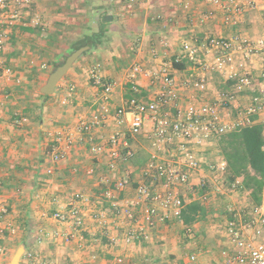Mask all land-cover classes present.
<instances>
[{"label":"crops","instance_id":"1","mask_svg":"<svg viewBox=\"0 0 264 264\" xmlns=\"http://www.w3.org/2000/svg\"><path fill=\"white\" fill-rule=\"evenodd\" d=\"M186 4L188 8H185ZM209 9L215 10V16L200 23V17ZM157 14H162L163 18L155 19ZM104 15L112 16V19L105 20L104 17L108 24L103 25L106 30L103 44L99 47L89 45L59 81L54 93L41 95L50 73L72 52V44L99 32ZM223 15L207 0H135L132 4L128 0H34L29 15L25 16L26 24L20 23L12 28L0 52V69H3L2 64L11 62L16 67L13 68L14 75L20 79L17 83L15 78L0 76V198L6 200L10 212L8 227L0 238L7 255L0 264H10L18 253V264H29L28 252L33 253V263L47 260L57 264H105L107 259L123 253L128 256L126 264H190L188 255L195 252L200 264H222V251H234L235 245L226 231V223L231 218L229 208L242 210L247 204L229 201L222 212L216 214L209 202L194 199L190 192L186 194L187 189L184 191L190 201L186 207L192 202H200L206 209L205 217L190 225L183 218L173 224H161L153 229L150 242L118 246L104 234L90 214L87 215L83 248L74 242L67 244L62 238L40 240L49 232L67 230L51 215L67 206L74 193L83 192L95 200L103 189L100 178L107 173V156L94 158L89 151L91 143L86 141L78 143L67 159L54 164V174H47V167L51 164L48 150L55 137L66 132L78 135L81 121L92 120L103 104L102 88L94 84L92 69H96L104 81L116 84L109 102L113 112L133 94L129 73L134 65L144 69L136 83L139 95L145 100L152 98L161 86L159 81L154 82L151 73L164 66L182 85L184 102L192 98L199 104L213 101L218 91H235L233 82L226 81L219 73H214L218 77L210 73L208 90L196 92L193 97L191 83L204 70L187 57L183 44H194L198 47V59L210 60L213 55L204 45L209 36L264 37V7L248 9L238 23L231 25L224 24ZM34 20L40 24H35ZM35 26L42 29V34L24 30ZM48 34L57 37V44L50 45ZM42 52L48 58L36 55ZM237 56L241 58L242 54ZM178 58L184 63L183 68L173 64ZM249 62L254 84L238 93L235 102L222 110L226 120L241 117V110L248 106L250 98L264 90V78L260 76L262 63L259 59ZM43 64L47 67L43 68ZM71 85L76 86L74 91H70ZM238 104L241 109L236 107ZM21 116H27L28 123L17 125ZM255 118L258 123H264V113ZM123 128L117 125L112 114L95 126L94 141H104ZM142 142H147L148 146ZM128 144L134 157L126 168L139 170L150 156L148 139L143 134L130 138ZM92 166L96 172L88 175L86 169ZM126 168L122 167L110 176L116 179L125 173ZM133 176L136 179L139 175ZM242 193L250 196L248 190ZM242 193L235 192L234 196ZM132 194L133 190L129 189L123 196ZM98 207L108 208L109 203L103 202ZM211 213L216 223L207 222ZM110 228L114 235L119 227L114 223Z\"/></svg>","mask_w":264,"mask_h":264},{"label":"built area","instance_id":"2","mask_svg":"<svg viewBox=\"0 0 264 264\" xmlns=\"http://www.w3.org/2000/svg\"><path fill=\"white\" fill-rule=\"evenodd\" d=\"M128 1L131 4L135 2ZM207 1L224 13L223 22L226 25L238 23L248 9L264 7V0ZM32 4L33 0H0V52L4 49L6 37L12 28L20 23L26 24L25 16L29 15ZM185 8H188L187 4ZM214 16L215 10L209 9L199 21L204 23ZM154 18L160 20L163 15L157 14ZM33 22L38 23L35 20ZM204 45L207 52L213 55L210 60L198 59V47L194 44H183V52L187 57L196 61L204 70L191 83L193 97L196 92L204 93L208 90L207 73L223 75L226 81L233 82L235 89L233 92L218 91L213 101L204 104L196 103L194 98L184 102L181 97L182 85L177 83L164 66L151 73L154 82L159 81L161 86L152 98L145 100L139 95L140 89L136 83L144 69L140 65H134L129 73L133 94L123 106L113 112L109 102L116 84L104 81L98 71L92 69L91 78L94 84L102 88L103 104L92 120L81 121L78 135L66 132L55 137L54 144L48 150L51 164L47 167V174H54V164L67 159L78 143L86 141L91 143L89 151L94 158L107 156V173L100 178L103 189L95 200L83 192L74 193L67 206L51 215L55 222L67 230L49 232L42 235L40 240L62 238L67 244L74 242L83 248L88 226L87 215L90 214L92 220L104 230V234L118 246L128 247L150 242L153 239V229L159 225L182 221L183 212L190 201L185 195V189L186 194L190 192L191 197L204 203L209 201L212 194L223 192L225 184L227 189L236 193L247 190L242 178L229 181L227 162L219 154L217 138L239 127L257 123L255 116L264 113V90L250 98L248 106L241 110L243 115L238 119L226 120L222 113L223 109L229 108L235 102L238 93L253 86L255 78L247 58L264 52V37L251 39L240 35L231 38L209 36ZM237 54H242V57L238 58ZM42 67H47V64ZM2 73L20 83L10 67L3 68ZM260 76L264 78V62ZM75 89L76 86L71 85L70 91ZM236 107L241 109L240 104ZM112 114L117 125L124 128L110 134L104 141L95 142V126ZM28 121L27 116H21L16 123L24 125ZM262 126L264 135V123ZM143 134L149 142L150 156L139 170L126 168L134 157L128 140ZM212 154L216 156L213 159L209 157ZM122 167L126 168L123 171L125 173L113 179L110 174ZM95 172L94 166L86 169L88 175ZM133 174L139 176L135 179ZM129 189L133 190V194L123 196ZM103 202H108L109 207H98ZM229 211L231 218L226 223V231L235 249L232 252L222 251V264H264V204L249 202L245 209L231 207ZM9 214L6 200L0 198V238L8 227ZM114 223L119 228L112 235L110 225ZM6 255L7 250L0 244V261ZM26 256L29 264H57L47 260L33 263L31 252ZM93 258L96 259L97 255L94 254ZM127 260L128 256L121 253L107 259L105 264H126ZM188 261L190 264H200L198 253H190Z\"/></svg>","mask_w":264,"mask_h":264},{"label":"trees","instance_id":"3","mask_svg":"<svg viewBox=\"0 0 264 264\" xmlns=\"http://www.w3.org/2000/svg\"><path fill=\"white\" fill-rule=\"evenodd\" d=\"M100 20L99 32L85 36L72 44L71 51H75L82 46L90 45L99 47L105 41L106 30L103 25L108 24ZM38 29V30H35ZM24 30L38 31L39 27L24 28ZM50 45L57 44V37L48 34ZM175 67L183 68V61L174 60ZM57 67V66H56ZM43 96H48L41 94ZM219 154L227 162L228 179L235 180L242 178L245 189L249 190L251 202L256 205L264 204V135L261 123L239 127L217 138ZM202 192V191H201ZM205 207L198 201L189 204L183 212V219L186 224L203 219L206 215Z\"/></svg>","mask_w":264,"mask_h":264},{"label":"rangeland","instance_id":"4","mask_svg":"<svg viewBox=\"0 0 264 264\" xmlns=\"http://www.w3.org/2000/svg\"><path fill=\"white\" fill-rule=\"evenodd\" d=\"M33 2H34V0H33ZM30 21V20H29ZM37 21V20H36ZM40 24V21H38V25ZM37 56H39V57H45V58H48L47 56H45L46 55V53L45 52H42V53H38V54H36ZM251 59H255V60H257V59H259V61H260V63H263L264 62V52H259V53H257V54H255V55H253V57L252 58H247V62L248 63H250L249 61L251 60ZM47 60V59H46ZM48 63V62H47ZM249 65V64H248ZM2 66V68H7V67H10L12 70H14L13 68H16L14 65H13V63H11V62H7V64H2L1 65ZM261 67H262V65H261ZM0 76H5V75H3V73H2V69H0ZM40 71H41V69H40ZM209 74L210 73H207V76L209 77ZM211 75H213V76H216V77H218V74L216 75V74H214V73H212ZM7 77V76H6ZM146 147L148 146L147 145V142H146V144H145V142H142ZM138 144V143H137ZM143 144H141V147H142V145ZM144 150H146V149H144ZM214 156H215V154H212V155H209V157L210 158H214ZM229 185L227 184V187H228ZM234 193L235 192H233V191H230L229 190V188L227 189L226 187H224L223 188V192H221V193H216V194H212L211 195V197H210V199H209V206L211 205V207H212V211L213 212H215L216 214H218V213H220V212H222V210L224 209V206L230 201V202H232V204H233V200L234 201H236V203H238L239 202V204H248L249 202H251V198H250V196H245V194L244 193H242V194H240V195H235L234 196ZM236 197H237V199H236ZM236 199V200H235ZM207 222H212V223H216L217 222V220H215V216L211 213L209 216H208V220H207ZM220 224V223H219Z\"/></svg>","mask_w":264,"mask_h":264},{"label":"water","instance_id":"5","mask_svg":"<svg viewBox=\"0 0 264 264\" xmlns=\"http://www.w3.org/2000/svg\"><path fill=\"white\" fill-rule=\"evenodd\" d=\"M112 16L105 17V20H111ZM89 45L82 46L79 49L72 51L67 58L57 66L49 75L46 84L42 87L41 92L46 95H51L54 93L55 88L59 81L66 75L69 69L73 66L75 61L88 50ZM20 258V253H18L10 264H18Z\"/></svg>","mask_w":264,"mask_h":264}]
</instances>
